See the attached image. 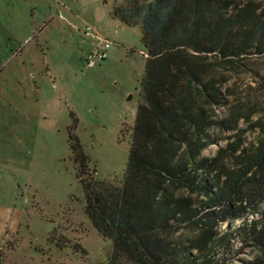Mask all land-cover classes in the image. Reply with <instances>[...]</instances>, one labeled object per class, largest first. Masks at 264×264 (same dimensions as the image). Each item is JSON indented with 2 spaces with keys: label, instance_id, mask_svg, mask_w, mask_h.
Segmentation results:
<instances>
[{
  "label": "trees",
  "instance_id": "1",
  "mask_svg": "<svg viewBox=\"0 0 264 264\" xmlns=\"http://www.w3.org/2000/svg\"><path fill=\"white\" fill-rule=\"evenodd\" d=\"M110 14L140 26L146 61L120 183L87 174L71 143L86 214L112 241L100 264H264V75L242 86L219 69L264 52L261 12L119 0Z\"/></svg>",
  "mask_w": 264,
  "mask_h": 264
},
{
  "label": "rangeland",
  "instance_id": "2",
  "mask_svg": "<svg viewBox=\"0 0 264 264\" xmlns=\"http://www.w3.org/2000/svg\"><path fill=\"white\" fill-rule=\"evenodd\" d=\"M117 1L0 0L5 264H100L111 251V239L86 214L71 143L77 140L86 156L87 174L120 183L146 56L140 26L111 16ZM253 1L264 17V0ZM95 34L111 46L103 61L87 66L84 56L97 46ZM219 69L242 86L254 84L264 75V52L244 54Z\"/></svg>",
  "mask_w": 264,
  "mask_h": 264
},
{
  "label": "built area",
  "instance_id": "3",
  "mask_svg": "<svg viewBox=\"0 0 264 264\" xmlns=\"http://www.w3.org/2000/svg\"><path fill=\"white\" fill-rule=\"evenodd\" d=\"M86 32L93 34L94 31L91 26H87ZM95 35L98 42L97 46L89 49L84 56V62L87 66H93L103 61L107 57L108 49L111 46V42L108 39L98 34Z\"/></svg>",
  "mask_w": 264,
  "mask_h": 264
},
{
  "label": "crops",
  "instance_id": "4",
  "mask_svg": "<svg viewBox=\"0 0 264 264\" xmlns=\"http://www.w3.org/2000/svg\"><path fill=\"white\" fill-rule=\"evenodd\" d=\"M91 49V48H90Z\"/></svg>",
  "mask_w": 264,
  "mask_h": 264
}]
</instances>
